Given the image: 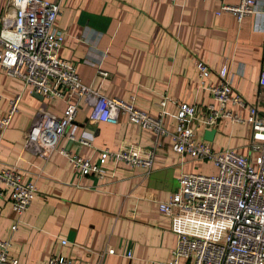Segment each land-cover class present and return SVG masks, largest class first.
<instances>
[{"label": "crops", "instance_id": "crops-1", "mask_svg": "<svg viewBox=\"0 0 264 264\" xmlns=\"http://www.w3.org/2000/svg\"><path fill=\"white\" fill-rule=\"evenodd\" d=\"M47 1L58 5L54 28L63 34L58 56L101 97L151 116L165 97L163 123L173 132L179 105L202 109L212 103L206 87L217 83L214 73L224 65L233 91L244 101L243 108L227 109L245 118L246 108L253 106L264 115V88L258 85L264 70V0H256L253 14L239 22L230 14L215 15L221 5L238 0ZM7 3L0 0V19L9 15ZM197 62L211 71L204 87ZM17 96L16 111L0 133V169L14 167L36 192L20 215L11 210L7 193L0 201V240L9 241L10 259L18 264H44L51 257L73 264H166L178 232L210 236L211 228L157 211V204L175 192L181 173L214 174L209 162L176 154L169 137L155 141L148 130L121 117L114 124L94 121L91 107L80 100L67 134L87 145L61 137L56 149L96 163L103 149L142 152L158 142L148 173L106 161L99 175L81 176L55 151L44 159L25 147V132L36 116L61 117L65 101L42 98L0 70V115ZM189 125L198 141H204V131H214L207 142L213 152L230 149L254 163L258 153L251 150L248 125L227 120L210 127L195 120Z\"/></svg>", "mask_w": 264, "mask_h": 264}, {"label": "built area", "instance_id": "built-area-1", "mask_svg": "<svg viewBox=\"0 0 264 264\" xmlns=\"http://www.w3.org/2000/svg\"><path fill=\"white\" fill-rule=\"evenodd\" d=\"M255 2L238 0L233 6L221 5L215 15L230 14L239 22L253 14ZM7 7L9 15L0 19V70L8 77L19 79L23 87L42 98L65 101L61 117L52 118L45 113L36 116L25 132V147L44 159L55 151L81 176L99 175L100 167L106 161L129 168L139 167L148 173L158 142L153 149L142 152L103 149L96 163L56 149L61 137L76 141L67 130L73 123L80 100L91 107L90 118L94 121L114 124L121 117L128 124L148 130L155 141L169 137L173 152L207 161L215 168V173H181L177 177L175 192L157 204V211L161 214L211 228L208 237L178 232L166 264H181V261L182 264H264V115L257 114L253 106L246 108L245 118L227 109V105L243 108L244 101L233 91L226 66L214 73L217 83L206 87L212 103L202 109L196 105H179L176 129L169 132L162 117L165 97L158 102L159 111L151 116L119 99L101 97L81 83L73 64L58 56L63 34L54 28L58 15L56 3L8 0ZM195 69L199 86H206L204 81L211 74L210 69L201 62L195 63ZM258 85L264 88V70L259 73ZM18 99L17 96L9 100L7 112L0 115V133L9 125ZM192 120L204 127L222 120L248 125L253 142L251 150L258 153L254 163L230 149L213 152L207 142L195 140L189 125ZM76 142L87 145L82 140ZM35 192L34 185L23 183L14 167L0 169V201L7 193L15 214L20 215L29 208ZM9 247V241L0 240V264H18L8 257ZM44 264L73 263L62 257H51Z\"/></svg>", "mask_w": 264, "mask_h": 264}, {"label": "water", "instance_id": "water-1", "mask_svg": "<svg viewBox=\"0 0 264 264\" xmlns=\"http://www.w3.org/2000/svg\"><path fill=\"white\" fill-rule=\"evenodd\" d=\"M214 131L213 130H206L203 132V140L206 142H211L213 137Z\"/></svg>", "mask_w": 264, "mask_h": 264}]
</instances>
